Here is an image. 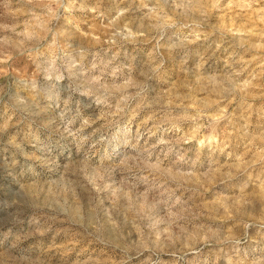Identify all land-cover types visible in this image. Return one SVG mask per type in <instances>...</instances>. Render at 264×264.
I'll return each mask as SVG.
<instances>
[{
  "label": "rangeland",
  "instance_id": "1",
  "mask_svg": "<svg viewBox=\"0 0 264 264\" xmlns=\"http://www.w3.org/2000/svg\"><path fill=\"white\" fill-rule=\"evenodd\" d=\"M0 264H264V0H0Z\"/></svg>",
  "mask_w": 264,
  "mask_h": 264
}]
</instances>
